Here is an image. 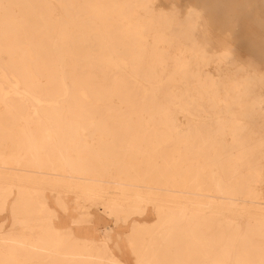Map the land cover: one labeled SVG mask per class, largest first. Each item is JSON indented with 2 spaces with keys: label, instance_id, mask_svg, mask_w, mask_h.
<instances>
[{
  "label": "bare ground",
  "instance_id": "bare-ground-1",
  "mask_svg": "<svg viewBox=\"0 0 264 264\" xmlns=\"http://www.w3.org/2000/svg\"><path fill=\"white\" fill-rule=\"evenodd\" d=\"M155 1L0 0V264H264V73Z\"/></svg>",
  "mask_w": 264,
  "mask_h": 264
},
{
  "label": "rangeland",
  "instance_id": "rangeland-1",
  "mask_svg": "<svg viewBox=\"0 0 264 264\" xmlns=\"http://www.w3.org/2000/svg\"><path fill=\"white\" fill-rule=\"evenodd\" d=\"M256 1V0H255ZM174 6L170 5V2L167 0H156L155 4L158 6L160 9H169L171 8V11H175L177 14H184L187 5H191L195 9L200 10L201 14V19L204 23L203 28L205 31H211L212 38L214 39L213 41H210L209 44H205L207 50L209 52H213L216 50L215 44H225L233 49L241 55H243L245 58L252 60L254 63H256L259 67V69L262 70L264 73V44L260 43V40L258 38L259 32H262L260 29L258 22L256 21V7L253 8L252 10L250 8H240L237 5L238 3L236 2H231L230 0H175ZM232 3V4H231ZM235 3L236 5H234ZM228 5H230L228 7ZM253 5L255 6L256 3L254 2ZM176 6V7H175ZM210 6V7H209ZM248 16H245L246 11ZM207 13V14H206ZM253 15H252V14ZM243 14V15H242ZM250 14V15H249ZM210 15V17H209ZM252 15V16H251ZM245 17V18H244ZM253 17V19H252ZM246 21V22H245ZM246 24V29L248 30V24L250 25V29L247 31L244 26ZM257 23V25H256ZM240 25V26H239ZM241 29L244 28L247 33L245 32L244 29L242 31L238 28ZM210 29V30H209ZM251 35L254 40L249 39L248 35ZM256 35V36H255ZM255 36V37H254ZM227 66V65H226ZM229 67V66H228ZM262 95L264 96V85L261 86ZM256 92H259V88H256ZM178 118L180 120H185V117L182 114L178 115ZM183 124V123H181ZM257 188L264 193V181H261L258 183ZM48 202L51 207H53L54 201L51 198L50 195H48ZM72 204L70 203V207ZM92 213L95 215V225L100 227L104 224H112V218L102 211L98 210L97 208L93 207L91 209ZM1 218L4 220L3 226H7L9 224V214L8 212H5L4 214L0 215V220ZM63 218V221H67L65 217ZM130 218H136L138 220H146V221H151L154 218V213L151 209L150 206L146 208V211L144 212L143 215L141 216H131ZM8 219V220H7ZM130 219L127 222H119L117 225L114 226L113 228V233L115 234V237L112 239L115 241L117 238L116 235H121L120 240H119V249L121 248V252L119 256L122 258L126 259L129 264H132V256L130 255L128 251V247L125 243L123 233L128 229V224H129ZM64 222V223H65ZM56 224L58 222H55ZM112 243H110L111 245Z\"/></svg>",
  "mask_w": 264,
  "mask_h": 264
},
{
  "label": "crops",
  "instance_id": "crops-1",
  "mask_svg": "<svg viewBox=\"0 0 264 264\" xmlns=\"http://www.w3.org/2000/svg\"><path fill=\"white\" fill-rule=\"evenodd\" d=\"M73 213L74 212H72V210L69 212V211H67L66 213H59L58 214V217H57V221H58V223H59V226H61V227H65V226H67L68 224H70V218H71V216H73ZM60 216L61 217H65L66 219H67V221L65 222V221H63L62 219L63 218H60ZM65 222V223H64ZM93 224H94V226H93V224H92V226L93 227H95L96 225H95V219H94V221L92 222ZM105 225V224H104ZM104 225H102V226H100V227H98V226H96L97 227V229H100V228H102Z\"/></svg>",
  "mask_w": 264,
  "mask_h": 264
}]
</instances>
